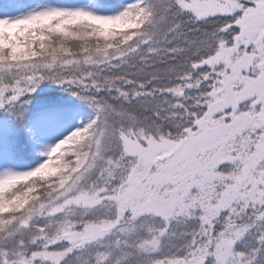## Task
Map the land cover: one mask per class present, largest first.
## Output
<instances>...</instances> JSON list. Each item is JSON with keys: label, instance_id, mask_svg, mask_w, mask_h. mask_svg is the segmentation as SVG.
Returning <instances> with one entry per match:
<instances>
[{"label": "snow or ice", "instance_id": "6c2138e0", "mask_svg": "<svg viewBox=\"0 0 264 264\" xmlns=\"http://www.w3.org/2000/svg\"><path fill=\"white\" fill-rule=\"evenodd\" d=\"M0 264H264V0H0Z\"/></svg>", "mask_w": 264, "mask_h": 264}]
</instances>
